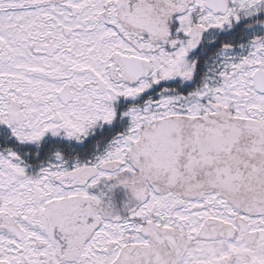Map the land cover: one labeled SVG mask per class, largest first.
Segmentation results:
<instances>
[{
  "label": "snow or ice",
  "instance_id": "6c2138e0",
  "mask_svg": "<svg viewBox=\"0 0 264 264\" xmlns=\"http://www.w3.org/2000/svg\"><path fill=\"white\" fill-rule=\"evenodd\" d=\"M0 264H264V0H0Z\"/></svg>",
  "mask_w": 264,
  "mask_h": 264
}]
</instances>
